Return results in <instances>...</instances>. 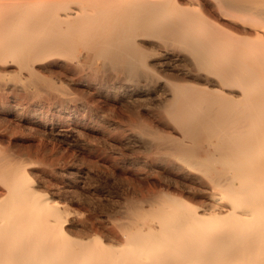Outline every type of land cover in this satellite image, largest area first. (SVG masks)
<instances>
[{"label": "bare ground", "instance_id": "bare-ground-1", "mask_svg": "<svg viewBox=\"0 0 264 264\" xmlns=\"http://www.w3.org/2000/svg\"><path fill=\"white\" fill-rule=\"evenodd\" d=\"M90 89L162 104L137 131L190 194L131 206L113 243L75 237L68 205L0 153V264H264V0H0V94L48 124Z\"/></svg>", "mask_w": 264, "mask_h": 264}, {"label": "rangeland", "instance_id": "rangeland-1", "mask_svg": "<svg viewBox=\"0 0 264 264\" xmlns=\"http://www.w3.org/2000/svg\"><path fill=\"white\" fill-rule=\"evenodd\" d=\"M89 91L82 103L66 110L71 119L48 124L33 121L29 114L50 107L27 101L14 105L13 98L0 94V153L22 165L40 191L68 205L73 236L110 234L112 240H104L113 243L123 238L120 225L130 221L131 206L148 207L145 199L161 188L190 194L184 188L189 180L166 165L164 149L147 150L145 142L152 139L137 131L136 113L148 116L162 104L127 106ZM177 179L188 182L180 185ZM2 193L6 187L0 183V197ZM203 200L200 194L191 197L195 204Z\"/></svg>", "mask_w": 264, "mask_h": 264}]
</instances>
